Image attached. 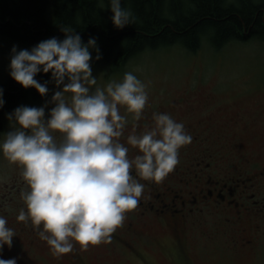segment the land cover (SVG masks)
<instances>
[{"label": "clouds", "instance_id": "1", "mask_svg": "<svg viewBox=\"0 0 264 264\" xmlns=\"http://www.w3.org/2000/svg\"><path fill=\"white\" fill-rule=\"evenodd\" d=\"M97 3L104 7V0ZM108 9L118 29L138 20L122 0H108ZM60 30L63 39L52 36L30 49L12 46V78L47 95L49 81L41 83L36 75L50 71L58 88L47 116L46 105L17 106L6 114L11 130L0 137V152L21 166L26 185L21 198L27 210L21 208L17 219L30 220L53 254L71 251L74 242L87 248L111 240L144 191L137 177L162 180L177 165L179 149L192 140L182 121L153 112V127L138 133L134 126L126 143L121 142L128 117L120 106L138 121L149 98L146 83L125 71L122 79L99 85L91 66L93 49L96 60L102 56L97 39L84 42L70 25ZM3 94L0 87V107ZM128 145L138 149L131 158ZM14 236L7 217L0 214V252L5 245L11 248ZM0 264H17V259L0 256Z\"/></svg>", "mask_w": 264, "mask_h": 264}, {"label": "rangeland", "instance_id": "2", "mask_svg": "<svg viewBox=\"0 0 264 264\" xmlns=\"http://www.w3.org/2000/svg\"><path fill=\"white\" fill-rule=\"evenodd\" d=\"M13 45L18 48L32 47L0 37V82H5L11 77L8 66ZM92 56L91 66L99 85L103 86L108 80L122 79L125 71H133L146 83L149 98L142 118H151L153 112H164L173 101L188 97L192 104L207 106H195L187 118H209L217 123L218 132L235 131L236 135L240 136L236 139L242 142L249 137L261 139L259 136H264V45L257 39L231 41L219 49L206 41L196 52H189L180 45L147 50L132 59L124 67L123 74H114L104 65L96 64L93 50ZM47 86V95L23 101L19 106L46 105L47 116L48 110L54 106L50 103L51 97L58 88L52 80ZM120 112L128 117L125 126L128 128L127 137L141 118L135 120L131 113L126 112L124 106H120ZM239 116L251 122L249 128L244 127ZM236 121H239L240 125L233 128ZM11 127L6 116L0 129V137L11 130ZM56 135L59 138V134ZM129 154H137L134 147L130 149ZM20 173L21 166L9 162L0 152V177L4 178L0 182V214L7 217L9 227L21 222L17 219L21 208L27 210L21 198V190L26 185ZM213 221L210 217L209 226ZM155 226L159 227L152 231L150 237L153 242L147 246L142 245L141 257L124 248L125 253L113 258L105 256L104 264H264V242L258 249L236 252L226 248L224 237L214 243L191 233L179 240L170 228L161 227L157 223ZM14 230L16 232L18 229ZM76 245L83 249L81 258L84 262L92 264L93 253L90 250L93 247L89 245L83 248L78 242ZM182 248L187 252L182 251ZM98 252H103L101 245ZM0 256L15 257L17 264H66L65 254H53L50 246L43 240H36L34 244L29 245L18 234L13 238L11 248L5 245Z\"/></svg>", "mask_w": 264, "mask_h": 264}, {"label": "flooded vegetation", "instance_id": "3", "mask_svg": "<svg viewBox=\"0 0 264 264\" xmlns=\"http://www.w3.org/2000/svg\"><path fill=\"white\" fill-rule=\"evenodd\" d=\"M195 106L207 105L198 106L182 97L168 106L166 111L184 123L192 140L179 149L177 165L162 180L137 177L145 185L139 203L126 213L111 240L89 244L93 247L92 264H104L105 256L113 258L125 253L124 248L141 257L142 245L153 242L150 236L159 227L156 223L173 230L179 240L191 233L214 243L224 237L226 248L236 252L258 249L263 244L264 136H248L242 142L236 139L240 136L235 131L220 133L217 123L209 118H187ZM239 119L246 129L250 127L251 122L245 117ZM238 125L240 122L236 121L232 127ZM145 126H154L152 116L141 117L135 130L144 131ZM126 131L125 127L120 139L124 143ZM128 147L130 152L133 146ZM130 171L135 175V169ZM210 217L214 219L211 226ZM11 227L17 228L15 234L29 245L42 240L30 220ZM100 245L103 252H98ZM182 251L187 252L185 248ZM82 253L83 249L74 242L71 251L60 255L65 254L66 264H86Z\"/></svg>", "mask_w": 264, "mask_h": 264}, {"label": "trees", "instance_id": "4", "mask_svg": "<svg viewBox=\"0 0 264 264\" xmlns=\"http://www.w3.org/2000/svg\"><path fill=\"white\" fill-rule=\"evenodd\" d=\"M138 17L137 22L116 28L108 9L97 0H0V37L33 46L56 36L61 26H72L84 42L95 37L102 56L96 64L109 72L123 69L140 53L180 45L196 52L204 42L219 49L227 43L257 39L264 45V0H122ZM41 83L51 72L37 73ZM5 104L0 107V129L6 114L41 94L10 77L0 82ZM7 259L6 257H3Z\"/></svg>", "mask_w": 264, "mask_h": 264}]
</instances>
